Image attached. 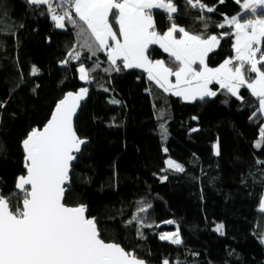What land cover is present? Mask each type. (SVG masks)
<instances>
[{
  "label": "trees",
  "instance_id": "16d2710c",
  "mask_svg": "<svg viewBox=\"0 0 264 264\" xmlns=\"http://www.w3.org/2000/svg\"><path fill=\"white\" fill-rule=\"evenodd\" d=\"M176 3L180 11L175 22L196 33L204 31L205 23L208 33L228 32L216 25L224 16L245 13L243 0H205L215 11L203 13L210 21H200L198 10L184 0ZM154 17L157 29L166 30V15L155 10ZM233 40L229 35L220 41L209 54V66L234 55ZM73 47L79 49L71 24L57 29L43 7L0 0V189L14 190L16 178L25 173L22 140L31 128L47 122L66 92L87 87L75 128L89 144L73 165L66 203L86 204L102 238L134 249L150 264L164 259L170 264H264V211L259 209L264 164L257 163L264 161V147H255L264 119L260 113L253 116L258 102L249 90L241 88L243 99H237L212 84L216 97L185 102L148 81L141 69L105 73L103 52L89 58V52L79 49L80 61L61 64ZM149 51L153 59L167 61L157 45ZM81 62L86 67L99 62L92 83L79 79ZM32 66L38 75L31 74ZM113 99L119 103H111ZM217 142L219 155L214 152ZM169 158L184 171H163ZM141 201L152 205L140 213L153 225L141 229L143 238L137 234L139 225L128 223ZM167 220L179 227L182 244L159 238L175 226ZM218 224L224 226L223 235L214 230Z\"/></svg>",
  "mask_w": 264,
  "mask_h": 264
},
{
  "label": "snow or ice",
  "instance_id": "6c2138e0",
  "mask_svg": "<svg viewBox=\"0 0 264 264\" xmlns=\"http://www.w3.org/2000/svg\"><path fill=\"white\" fill-rule=\"evenodd\" d=\"M27 2L43 7L55 28L63 29L66 23L71 24L76 29L79 49L89 52V58L103 52L108 63V67L103 68L105 73L141 69L147 74L148 81L185 102L216 97L218 93L212 90V84L237 99H243L240 90L246 88L258 102L253 116L264 114V0H243L241 6L245 13L230 18L224 16L223 22L216 26L220 29L228 27L230 31L220 34L208 33L207 23L204 31L199 33L178 25L174 14L179 13L180 7L176 0ZM184 3L201 13L197 17L200 21H210L211 17H205L203 13L215 11V7L208 6L205 0H184ZM153 10H161L166 15L169 22L166 30L157 29ZM248 13L251 19L245 18ZM229 35L234 37L231 44L234 55L216 67L209 66V54ZM154 45L167 54V61L151 57L149 50ZM79 49L71 48L61 64L80 61ZM99 68V62H94L91 67L81 62L77 69L79 79L92 83V73ZM31 74L38 75L39 69L32 66ZM88 91L87 87H81L76 92H67L55 104L43 127L31 128L22 140L25 173L16 178L14 190L7 193L0 190V264H148L134 249L126 250L115 241L106 242L97 218L88 214L86 204L69 206L66 203V196L71 191L73 162L88 143L77 134L74 126V117ZM110 102L119 103L115 99ZM3 106L4 102H0V107ZM161 130L166 139L167 129L161 125ZM255 147H264V126L259 129ZM214 149L219 155L218 142ZM2 150L3 146H0ZM167 151L164 148V152ZM257 163L264 164V161ZM165 164L167 167L163 171H184L183 165L171 158ZM160 179L164 182L167 176ZM151 207L141 201L128 221L139 225L137 234L141 238L144 235L141 229L153 225L146 224L140 213H147ZM259 209L264 211V197ZM164 223L174 224L175 221ZM223 228V224H218L214 230L223 235ZM159 238L175 245L183 242L178 226L174 232L162 233ZM261 243H264V236ZM162 264H170V261L164 259Z\"/></svg>",
  "mask_w": 264,
  "mask_h": 264
},
{
  "label": "water",
  "instance_id": "95a60500",
  "mask_svg": "<svg viewBox=\"0 0 264 264\" xmlns=\"http://www.w3.org/2000/svg\"><path fill=\"white\" fill-rule=\"evenodd\" d=\"M68 92H69V91H68ZM72 92H76V91H72ZM66 93H67V92H66ZM66 93H65V94H66ZM63 97H64V96H63ZM63 97H62V98H63ZM62 98H61V99H62ZM87 98H88V95H87V97H86L84 100H82L81 103H80V107H79V109H78V111H77L76 116L74 117V126H75L76 118H77V116H78V114L80 113V110H81V108H82V105H83V103L86 101ZM58 101H59V100H58ZM58 101H57V102H58ZM54 108H55V106H54ZM54 108H53V110H54ZM262 117H263V119H264V114H262ZM49 118H50V117H49ZM42 127H43V126H42ZM42 127H38V128H42ZM75 129H76V128H75ZM77 134H78V133H77ZM78 135H79V134H78ZM87 141H88V143H87L86 145L89 144V140H88V139H87ZM86 145H85V146H86ZM85 146H83V148H84ZM83 148H82V150H83ZM79 154H80V153H79ZM79 154H78V155H79ZM76 161H77V160H76ZM76 161L73 162V165L76 163ZM73 169H74V168H73V166H72V171H71V173L73 172ZM71 173H70V179H71ZM0 190H1V189H0ZM69 206H74V205H69ZM88 214H89V212H88ZM106 242H107V241H106ZM148 264H150V263H148Z\"/></svg>",
  "mask_w": 264,
  "mask_h": 264
},
{
  "label": "rangeland",
  "instance_id": "374dc122",
  "mask_svg": "<svg viewBox=\"0 0 264 264\" xmlns=\"http://www.w3.org/2000/svg\"><path fill=\"white\" fill-rule=\"evenodd\" d=\"M64 29V28H63ZM264 126V125H263ZM219 143V142H218ZM215 144H217V143H215ZM214 152H215V149H214ZM219 153H220V145H219ZM263 197H264V195H263ZM170 225H175L174 226V228H173V230H166V231H164L163 233H166V232H168V233H171V232H174L175 230H176V228H177V225L174 223V224H170ZM180 237H181V235H180Z\"/></svg>",
  "mask_w": 264,
  "mask_h": 264
},
{
  "label": "crops",
  "instance_id": "0c3cea01",
  "mask_svg": "<svg viewBox=\"0 0 264 264\" xmlns=\"http://www.w3.org/2000/svg\"><path fill=\"white\" fill-rule=\"evenodd\" d=\"M154 11H155V10H153V12H154ZM245 18H247V19H251L252 16H248V17H245ZM154 19H155V17H154ZM178 35H179V34H178ZM174 79H175V78L173 77V78H172L173 82H174ZM210 87L212 88V90H214L213 87H212V85H210Z\"/></svg>",
  "mask_w": 264,
  "mask_h": 264
}]
</instances>
